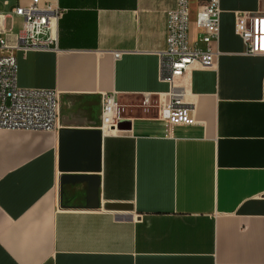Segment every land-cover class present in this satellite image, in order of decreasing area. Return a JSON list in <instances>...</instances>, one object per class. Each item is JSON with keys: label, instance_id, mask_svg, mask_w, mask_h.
Here are the masks:
<instances>
[{"label": "crops", "instance_id": "crops-1", "mask_svg": "<svg viewBox=\"0 0 264 264\" xmlns=\"http://www.w3.org/2000/svg\"><path fill=\"white\" fill-rule=\"evenodd\" d=\"M17 2L0 12L7 46ZM57 3L56 49L15 53L16 86L56 91L58 123L0 130V264H264V56L234 32L236 13L264 15V0H219L215 65L174 86L159 54L175 0ZM197 34L192 23L202 49ZM172 89L196 125L157 119ZM107 93L121 118L97 136Z\"/></svg>", "mask_w": 264, "mask_h": 264}, {"label": "built area", "instance_id": "built-area-1", "mask_svg": "<svg viewBox=\"0 0 264 264\" xmlns=\"http://www.w3.org/2000/svg\"><path fill=\"white\" fill-rule=\"evenodd\" d=\"M175 0L174 8L166 13L165 49L159 54L160 77L171 86L184 78L191 66L212 68L219 54L217 42L220 30L219 0ZM3 1L2 4H6ZM62 9L57 0H27L17 2L11 15L21 20L19 34L13 46L0 37V130L44 131L56 130L58 123V93L54 90L19 88L16 86L15 53L56 49V23ZM0 15V25L3 21ZM198 30L197 38L204 48L192 46L189 40L191 24ZM234 32L245 46L247 56H264V15L238 12L234 18ZM119 53L113 54L117 59ZM148 103V97L143 105ZM101 126L99 131L114 128L121 118V109L113 93L101 96ZM157 119L167 126H194V108L181 101L172 89L169 101L157 112Z\"/></svg>", "mask_w": 264, "mask_h": 264}, {"label": "water", "instance_id": "water-1", "mask_svg": "<svg viewBox=\"0 0 264 264\" xmlns=\"http://www.w3.org/2000/svg\"><path fill=\"white\" fill-rule=\"evenodd\" d=\"M95 133L97 136H99L101 134V132L99 130H96ZM84 181L85 178L84 177H68V176H61L60 177V183H64L66 181L68 182H72V181ZM95 192V189H93V187H91L90 190V196H92ZM104 209L106 210H112V211H125V210H131V206L130 205H126V204H105L104 205Z\"/></svg>", "mask_w": 264, "mask_h": 264}, {"label": "rangeland", "instance_id": "rangeland-1", "mask_svg": "<svg viewBox=\"0 0 264 264\" xmlns=\"http://www.w3.org/2000/svg\"><path fill=\"white\" fill-rule=\"evenodd\" d=\"M7 1H8V5L2 6L1 5L2 0H0V12L6 11L11 5H13L15 3V0H7ZM8 24H9V20H6V25L8 26Z\"/></svg>", "mask_w": 264, "mask_h": 264}]
</instances>
